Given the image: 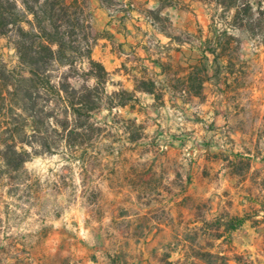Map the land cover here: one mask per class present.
Instances as JSON below:
<instances>
[{
	"label": "rangeland",
	"instance_id": "obj_1",
	"mask_svg": "<svg viewBox=\"0 0 264 264\" xmlns=\"http://www.w3.org/2000/svg\"><path fill=\"white\" fill-rule=\"evenodd\" d=\"M176 1L182 7L173 23H210L205 33L179 32L177 41L208 51L209 59L197 66L200 75L228 91L216 101L228 102L231 111L226 118L222 110V120L212 123L214 142L197 137L201 109L196 97L181 95L187 78H172L173 101L153 104L137 95L131 106L104 109L66 129L61 107L44 123H34L30 111L8 108L0 123V264H209L210 257H197L209 253L231 264L235 258L264 264V31L254 36L235 26L234 13L215 3ZM118 6L110 16L124 13ZM163 18L161 26L173 33L171 19ZM19 66L12 37H0V91L3 71L17 76ZM111 79L109 93L130 91L128 79L118 73ZM72 83L84 85L78 76ZM234 133L248 136L263 158L254 161L245 157L248 150L227 147ZM12 135L30 153L19 169L3 157ZM208 153L234 157L226 163L237 175L198 169ZM252 166L257 170L250 172ZM200 181L209 186L206 194L191 189ZM235 218L245 219L243 226L218 239L224 231L219 223Z\"/></svg>",
	"mask_w": 264,
	"mask_h": 264
},
{
	"label": "trees",
	"instance_id": "obj_2",
	"mask_svg": "<svg viewBox=\"0 0 264 264\" xmlns=\"http://www.w3.org/2000/svg\"><path fill=\"white\" fill-rule=\"evenodd\" d=\"M101 1L108 10L120 4V0ZM194 1L215 3L224 13L233 12L235 26L245 28L254 36L257 31H264V0ZM161 2L158 10L146 12L147 17L168 37L177 41V36L161 26L164 21L163 9L175 6V0ZM7 36H11L14 42L21 72L14 76L16 70L8 72L5 69L2 73L6 83L0 91V123L7 116L8 108L30 111L34 123H44L47 118H57L54 113L61 107L66 113V129L71 121L78 122L82 118L90 120L95 113L104 109L131 106L137 100V91L153 95L157 102L165 99L166 93L158 89L151 79L138 81L135 91L122 88L108 92L107 86L112 83V75L94 58V49L101 35L92 24L88 0H0V37ZM6 72L12 78L7 77ZM200 74L196 67L188 75L186 83H183L188 87L183 90L182 96L203 95L206 79ZM77 76L84 82L80 88L72 83V79ZM20 143L16 135H12L11 140L4 145L3 157L10 168L19 169L30 158V153L22 149ZM39 145L42 148L46 146L43 142H39ZM244 223L245 219L240 218L219 223L220 229L224 228V231L218 235V239L224 238L226 233L237 231ZM207 256L211 258L209 264H231L225 255L197 254L203 260ZM234 261L241 264V259L235 258Z\"/></svg>",
	"mask_w": 264,
	"mask_h": 264
},
{
	"label": "crops",
	"instance_id": "obj_3",
	"mask_svg": "<svg viewBox=\"0 0 264 264\" xmlns=\"http://www.w3.org/2000/svg\"><path fill=\"white\" fill-rule=\"evenodd\" d=\"M132 1L135 3L136 8L128 15L118 12L115 16H110L108 9L103 6L101 0H88L92 24L95 31L101 35L94 49V58L100 61L112 76L118 73L121 77L128 79L131 86L130 91H135L138 81L151 79L155 81L157 88L159 86L163 87L162 91L166 93L164 101H173L172 78L186 79L198 65L205 62L204 59H209L210 54L203 49L197 50L196 47L189 43L173 40L158 25L153 24L148 19L146 12L158 10L161 7L162 0ZM181 1L183 5H188V7L189 5L193 7L198 3H202L194 0ZM175 3V6L165 7L162 11V15L168 16L172 23L173 17L177 12V7H182L180 1L177 4L175 0ZM210 28L209 22L194 21L179 25L174 22L172 24L173 35L175 36H178L177 34L181 31L194 34L198 30H201L205 33ZM210 82H213V80L210 79L204 83V86H208L205 89L206 97L195 98L197 102L195 104H198V108L201 109V115L196 121L195 127L199 140L204 139V141L209 142L212 139L211 141L214 142L213 133L215 131L211 129V126L214 128L215 125H212V123L222 120L224 117L222 110L227 111L225 113L227 115L226 118H228L231 107L226 101H223L218 106L219 104L216 101L228 96V91L220 83H215L216 85L214 86ZM229 83L230 81H228ZM137 95H146L150 97L153 104H157L155 97L147 92L137 91ZM231 117L234 118L235 114H231ZM204 124L207 126L206 130L203 127ZM229 139L227 147H232L234 150L237 148L248 150L245 157L253 158L254 161H259L263 158L264 153L262 154V151L260 153L259 151L255 152L251 146V140L245 134L240 136L234 133ZM253 142L257 145L256 139ZM255 147L257 149V146ZM209 157V153L202 155L198 165H196L198 169L201 167L202 170H206L207 175L209 172L219 174L220 176L228 173L232 178L237 175L233 167H229L226 163L234 157H229V159H222L220 156ZM235 157H238L237 153ZM257 168L252 166L250 172L257 170ZM201 181L199 184L193 185L191 189L199 194H206L209 191V186H207V183L205 187L202 186ZM199 222V219L193 220L195 225Z\"/></svg>",
	"mask_w": 264,
	"mask_h": 264
},
{
	"label": "built area",
	"instance_id": "obj_4",
	"mask_svg": "<svg viewBox=\"0 0 264 264\" xmlns=\"http://www.w3.org/2000/svg\"><path fill=\"white\" fill-rule=\"evenodd\" d=\"M118 7H120L124 11V13L126 11L130 13L135 10L136 5L132 0H120V4Z\"/></svg>",
	"mask_w": 264,
	"mask_h": 264
}]
</instances>
